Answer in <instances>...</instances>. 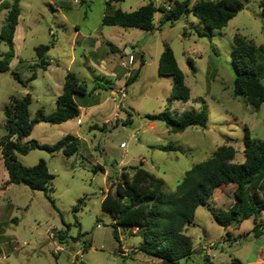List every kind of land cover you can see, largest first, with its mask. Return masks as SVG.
I'll return each instance as SVG.
<instances>
[{"label": "rangeland", "instance_id": "1", "mask_svg": "<svg viewBox=\"0 0 264 264\" xmlns=\"http://www.w3.org/2000/svg\"><path fill=\"white\" fill-rule=\"evenodd\" d=\"M148 1L171 7L174 1L182 0H120L111 2L109 9L130 11ZM241 1L243 8L225 26L213 29L207 36L208 31L190 13L179 17L171 26L167 22L157 26L160 12L156 11L155 29L146 32L102 25L105 0H18L16 31L22 36L20 40L18 33L15 43L21 62L15 60L8 70L0 73V139L6 135L3 108L10 96L20 98L29 92L30 118L37 109L45 113L53 109L51 100L66 74L70 40L75 30L78 39L89 35L102 41L97 51L102 59L104 52H108L106 39L117 47L131 44L144 62L135 79L124 89L122 99L109 89L102 91L106 97L104 107L109 110L106 118L113 111L117 120L110 118L103 124L99 116H85L78 131L81 140L73 154L65 156L61 151L48 154L40 149H31L25 154L14 152L16 160L25 166L35 164L39 158L45 161L52 175L47 190L52 203L41 190L23 183H5L8 175L0 150V264H162L137 249L141 237L132 233V228H113V221L101 209L100 201L108 188V176L109 181L115 180L117 166L141 165L162 178V189L169 194L192 164L210 157L219 145L232 146L236 151L232 162L242 163L244 126L251 138L264 140V101L254 110L242 96L232 95V36L238 34L256 47L264 46L260 0ZM5 14L6 9L0 8V27ZM37 45L48 46L44 54L52 61L45 70L32 66L38 61L34 51ZM164 46L172 51L189 89L186 102L168 100L171 79L156 73L157 56ZM80 47L77 43L71 50L74 60L68 71L87 88L94 82L105 85L96 61ZM6 49L0 41V54ZM85 56L91 61L87 62ZM114 62L116 72H126V79L137 68L131 63L121 67L116 59ZM103 65L108 67L107 58ZM11 71L22 82L32 73L34 78L22 86ZM119 76L105 78L119 87L123 84ZM81 98L87 97H80L79 103ZM202 106L207 110L204 127L189 126L183 131L171 132L162 122L146 118L147 114L165 109L177 116L184 110H199ZM66 125L74 127V119L67 124L38 122L28 139L51 144L68 133ZM156 145L177 148L160 150ZM95 163L106 170L105 175L99 169L93 170ZM233 187L226 185L214 190L212 200L195 208L192 221L183 229L190 237L192 253L178 260V264H204L205 259L212 264H264V232L253 234L252 215L226 227L216 224L211 217V212L232 204ZM256 223V228L264 231V211L256 214ZM54 244L62 250L54 252ZM121 244L136 251L125 255L119 250ZM205 251L207 255L203 254Z\"/></svg>", "mask_w": 264, "mask_h": 264}, {"label": "trees", "instance_id": "2", "mask_svg": "<svg viewBox=\"0 0 264 264\" xmlns=\"http://www.w3.org/2000/svg\"><path fill=\"white\" fill-rule=\"evenodd\" d=\"M117 1L120 0H105L102 25L137 28L149 32L155 29L153 15L156 11L160 12L157 26L163 22L171 26L179 17L190 13L208 31L207 36H210L213 29L225 26L228 20L243 8L241 0H182L174 1L171 7L156 6L152 1H148L130 11L109 9L110 3ZM258 6L260 16L264 18V0H260ZM0 8L6 9L0 27V41L7 47L0 54L1 73L9 69V62L13 57L12 36L19 15L18 0H2ZM232 45V95L242 96L244 101L256 110L264 101V46L256 47L251 40L238 34L232 36ZM47 49V45H37L34 48L38 58L35 66L42 69L45 67L47 62L44 60V52ZM187 62L193 70L191 62ZM142 64L140 61L134 73L124 81V89L135 79ZM156 73L171 79L168 100L186 102L189 99V89L184 84L183 74L168 46H164L159 53ZM11 75L22 86L34 78L32 73L22 82L16 72L11 71ZM86 93L85 84L79 82L72 72L67 71L62 90L55 98L54 109L49 113L37 109L30 118L29 93L26 92L20 98L9 97L3 108L6 135L0 139L2 163L8 175L5 183H23L31 189L41 190L52 203L47 195L52 175L48 172L45 161L39 158L35 164L25 166L16 160L14 152L25 154L31 149H40L48 154L56 151H61L65 156L73 154L78 148L79 140L69 133L51 144L39 143L32 138L24 139L30 135L34 124L38 122L59 124L76 117L78 107L73 97L84 96ZM146 118L162 122L171 132H180L189 126L204 127L207 110L202 106L199 110L188 109L173 116L165 109L147 114ZM243 131L242 163L232 162L236 152L232 146L219 145L210 157L192 164L169 194L162 189V178L141 165L120 167L115 174V180L109 181L108 176V188L100 201L101 209L107 212L113 221V228L117 226L134 229L141 237L137 246L139 251L159 259L162 264H178V260L188 258L192 253L190 237L184 234L183 229L192 221L195 208L212 200L214 190L231 185L234 186L231 191L232 204L226 209L219 208L211 212L212 219L216 224L226 227L252 215L255 222L253 234L263 233V230L256 228V214L264 211V140L251 138L245 126ZM156 147L160 150L177 148L173 145ZM97 169L102 171V167L95 164L93 170ZM4 186L5 184L1 187ZM204 264L212 263L205 259Z\"/></svg>", "mask_w": 264, "mask_h": 264}, {"label": "crops", "instance_id": "3", "mask_svg": "<svg viewBox=\"0 0 264 264\" xmlns=\"http://www.w3.org/2000/svg\"><path fill=\"white\" fill-rule=\"evenodd\" d=\"M1 1L2 0H0V2ZM78 2H79V0H78ZM166 7H168V5ZM113 9H116V8H112L111 10H113ZM101 17H102V15H101ZM100 23H101V20H100ZM17 27H18V17H17V24L14 28V32H13V36H12L13 57L11 58L9 65L14 63L15 60H17L18 63L21 62L18 50L16 48V43H15L17 36H18V33H19V31L18 32L16 31ZM21 36H22V34L19 33V39L20 40H21ZM77 37H78V32H77V30H75V32L73 33L71 40H70V55H69V61H68L67 66H66L67 67L66 72L68 71L69 64L72 63L74 60V56L72 54V51L74 50V46L78 43L79 45H81V47H80L81 50L84 52H87L88 56H90L92 58V60L94 59V61H96L97 68L99 71H101V72L98 71V73L101 75L102 80L105 81V85L104 84L99 85L97 82H94L92 85H90L89 88H87L88 89L87 93L84 96H74L73 97L74 102H75L76 106L78 107V115L76 117L72 118V119H74L75 126L69 127L66 125L65 131L68 132L69 134L73 135V136H76L78 138V140H81V138L78 135V133H79L78 131H79L80 125L82 124L85 116L89 117V118L99 116L102 119L103 124H105L107 121H109L110 118L113 119L114 115L117 116V114L112 111L111 117L106 118V117H108L109 110L104 107V102L106 101V97L102 96V91L104 89L105 90L109 89L110 92L117 93L116 96L119 99L123 98V97L119 96L118 90L123 87L124 81L126 80L127 75H126V72H122L121 74H120V72H116L117 67H116L115 62H114L115 59L118 60V64L121 67H126V66H122L120 64V62H122V61L126 62L127 59H130L131 65L134 64L135 66H138L140 61H142V63H143L144 60L142 58V55L135 54V51L137 49L136 50L133 49L131 44H129V45L123 44L122 46L117 47V46L112 45L110 42L106 41V39L104 40V42L108 46V52H106V51L104 52L105 57L102 59L101 56L100 57L97 56V51L102 44L101 40H97L95 37H90L89 35L88 36L87 35L81 36V39H78ZM56 39H57V37H56ZM82 46H83V48H82ZM158 56H157V60H158ZM44 58H45L44 60L47 62V64L45 65L43 70L47 69L50 66V63L52 61L51 58L46 59V54H44ZM106 58H107V62H108V67L106 68V65H105V68H104L103 64H105ZM85 59L87 60V62L91 61V59L87 58V56H85ZM34 65L35 64H33L32 66H34ZM101 73H103L104 75ZM114 74L116 75V77L120 75L119 77L123 78V80H122L123 84L119 87L117 86L116 82H114V84H112V82L110 83V80H106V78H105V76L110 77V76H114ZM63 80H64V78H63ZM81 82H83V81H81ZM62 84H63V81H62V83L60 81V88H57L55 94H53V99L51 100V102L54 103V106H55V98L62 90ZM124 95H125V93H124ZM85 96L87 98H85V99L81 98L82 100L79 103L78 99L80 97H85ZM53 109H54V107H53ZM114 120H117V118ZM67 122H68V120H66L65 122L59 123V124H67ZM93 125H96V124H93ZM90 126L91 125H89L88 128H90ZM28 138H29V136L26 137L24 140H27ZM95 164H97V163H95ZM120 167H122V166H117V169L119 170ZM101 172L103 175H105L106 170H104V168H102ZM131 232L134 233L135 230L131 229ZM130 249L133 250V251H131V253L136 251V248H130Z\"/></svg>", "mask_w": 264, "mask_h": 264}, {"label": "built area", "instance_id": "4", "mask_svg": "<svg viewBox=\"0 0 264 264\" xmlns=\"http://www.w3.org/2000/svg\"><path fill=\"white\" fill-rule=\"evenodd\" d=\"M73 2H78V0H73ZM129 63H130V59H127L126 62H123V61L120 62V64H121L122 66H126V64H129ZM118 91H119V96H120V97H123V96H124V88L122 87V88H120ZM116 118H117V116L114 115V116H113V119H116ZM53 250H54V252H58V251H61V250H62V247L54 244V245H53ZM119 250H120L123 254H125V255H127L128 253H131V251H133V250L130 249V248H126V247H124L122 244L119 245ZM204 254L207 255V252L205 251Z\"/></svg>", "mask_w": 264, "mask_h": 264}]
</instances>
